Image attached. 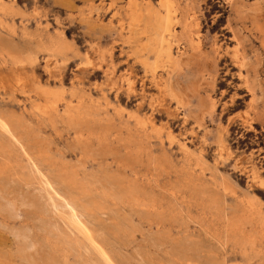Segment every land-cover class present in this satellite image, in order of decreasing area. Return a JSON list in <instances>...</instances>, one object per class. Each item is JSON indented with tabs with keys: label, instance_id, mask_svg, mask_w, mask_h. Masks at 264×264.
<instances>
[{
	"label": "rangeland",
	"instance_id": "obj_1",
	"mask_svg": "<svg viewBox=\"0 0 264 264\" xmlns=\"http://www.w3.org/2000/svg\"><path fill=\"white\" fill-rule=\"evenodd\" d=\"M0 17V264H264V0Z\"/></svg>",
	"mask_w": 264,
	"mask_h": 264
},
{
	"label": "bare ground",
	"instance_id": "obj_2",
	"mask_svg": "<svg viewBox=\"0 0 264 264\" xmlns=\"http://www.w3.org/2000/svg\"><path fill=\"white\" fill-rule=\"evenodd\" d=\"M10 3V2H9ZM165 5V4H164ZM3 7V6H2ZM4 8V7H3ZM10 9V13H11V8H9ZM17 10V9H16ZM6 11V10H5ZM8 11V10H7ZM13 12V11H12ZM9 15V14H8ZM157 15H158V13H157ZM1 16H2V14H1ZM164 17V16H163ZM1 18V17H0ZM4 19V18H3ZM1 22V21H0ZM4 24V23H3ZM12 24V23H11ZM136 24V23H135ZM164 24V23H163ZM10 25V24H9ZM6 26V25H5ZM45 26V25H44ZM10 27V26H9ZM160 27V26H159ZM158 27V28H159ZM163 27V26H162ZM4 28V27H3ZM14 28V27H13ZM157 28V27H156ZM44 29V28H43ZM160 29V28H159ZM23 30V29H22ZM156 31H157V29H156ZM155 31V32H156ZM164 31V30H163ZM56 32V31H55ZM171 33V32H170ZM169 33V34H170ZM157 35H158V33H156ZM163 34V33H162ZM168 34V35H169ZM24 35V34H23ZM155 35V34H154ZM156 35V36H157ZM58 36V35H57ZM159 37H160V35H158ZM157 36V37H158ZM62 37V36H61ZM166 37V36H165ZM164 37V38H165ZM52 39V38H51ZM54 39V38H53ZM159 41H160V38H157ZM59 40V39H58ZM66 40V39H65ZM2 42V41H1ZM53 42V41H52ZM61 42V41H60ZM66 42V41H65ZM54 43H55V41H54ZM59 43V42H58ZM162 43V42H161ZM51 44H53V43H51ZM67 44V43H66ZM4 45V44H3ZM6 45V44H5ZM4 45V46H5ZM57 45V44H56ZM53 46H54V44H53ZM4 48V47H3ZM46 48V47H45ZM49 48V47H48ZM52 48V47H51ZM56 48H58V46L56 47ZM56 48H55V50H56ZM59 48H61V46L59 47ZM8 49H9V47H8ZM53 49V48H52ZM2 50V49H1ZM4 50V49H3ZM2 50V51H3ZM54 50V49H53ZM61 50V49H60ZM63 50V49H62ZM5 51V50H4ZM7 51H10V50H7L6 49V52ZM12 51H14V50H12ZM49 51V50H48ZM57 51H58V49H57ZM64 51V50H63ZM17 52H19V51H17ZM8 53V52H7ZM9 53H12V52H9ZM8 53V54H9ZM15 53V52H14ZM27 53H30V52H27ZM53 53H55V55H57L56 53L57 52H53ZM52 53V54H53ZM13 54V53H12ZM22 54V53H21ZM49 54V53H48ZM60 54V53H59ZM58 54V55H59ZM23 55H25V54H23ZM50 55H51V53H50ZM49 55V56H50ZM31 56V55H30ZM33 56H35V54L33 55ZM25 57V56H24ZM36 57V56H35ZM51 57V56H50ZM5 58V57H4ZM22 58V57H21ZM32 58V57H31ZM62 58H63V56H62ZM1 59V58H0ZM6 59V58H5ZM4 59V60H5ZM11 59V58H10ZM35 59V58H34ZM7 60H9L8 58H7ZM25 60V59H24ZM1 62V61H0ZM10 62V61H9ZM20 62V61H19ZM35 62V61H34ZM2 63V65H4L3 64V62H1ZM22 63V62H21ZM26 63V62H25ZM25 63H23L24 65H25ZM6 64V63H5ZM13 64V63H12ZM16 65V64H15ZM18 66H20L19 64H18ZM19 68H21V67H19ZM23 68V67H22ZM14 69V68H13ZM17 69V68H16ZM46 69V68H45ZM25 71V70H24ZM49 71V70H48ZM45 87V86H44ZM49 87V86H48ZM61 88V87H60ZM41 89V88H40ZM47 89V88H46ZM35 90V89H34ZM56 90V89H55ZM60 90V89H59ZM34 92V91H33ZM59 92H61V90L59 91ZM54 93H56L57 94V92H54ZM48 95H50L49 93H47ZM61 94V93H60ZM45 95H46V93H45ZM47 95V96H48ZM46 96V97H47ZM56 96V95H55ZM45 97V96H44ZM50 97H51V95H50ZM54 98V97H53ZM52 98V99H53ZM56 98V97H55ZM46 99V98H45ZM234 100V99H233ZM43 101V100H42ZM53 101H54V99H53ZM53 101L51 102L52 104H53ZM55 102V101H54ZM81 103V102H80ZM79 103V104H80ZM52 104H48V106H45V110L47 111L48 109H49V107H51V105ZM34 105V104H33ZM36 106V105H35ZM33 107V106H32ZM55 107V106H54ZM35 108V107H34ZM84 110H82L81 109V107L80 106H72V105H66L65 106V109H64V111H63V116L68 120V121H70V122H72L73 124H75V123H78L79 121H81L80 119H81V117H83V116H85L87 113H85V115L83 114L84 112H83ZM81 114H83V116L81 115ZM89 115V114H88ZM130 116V115H129ZM133 116V115H132ZM131 116V117H132ZM148 117V116H147ZM137 119L139 118V117H136ZM136 118H134V119H136ZM146 118V117H145ZM88 119V118H87ZM136 119V120H137ZM142 119L143 118H141V120L139 119V121L140 122H142ZM86 121V120H85ZM88 122V121H87ZM86 122V125L88 124ZM138 122V121H137ZM140 122H139V124H140ZM148 122V121H147ZM80 123V122H79ZM84 123V122H83ZM81 124V123H80ZM138 124V123H137ZM142 124V123H141ZM139 127H140V125H138ZM145 126L146 125H144V128H145ZM148 126H149V124H148ZM155 126V125H154ZM76 127H77V125H76ZM142 127H143V125H142ZM79 128H80V126H79ZM84 128V127H83ZM78 129V128H77ZM141 129H143V128H141ZM0 130L2 131V132H6L8 135H9V137H15L16 136V134L14 133V130H13V128H12V122H11V119L10 118H8L7 116H5V117H3V116H0ZM80 130V129H79ZM79 130H78V132H79ZM154 130H156V129H154ZM0 131V132H1ZM81 131V130H80ZM82 133V132H81ZM90 133V132H89ZM103 133V132H102ZM101 133V134H102ZM144 133H146V132H144ZM134 138V137H133ZM130 139V138H129ZM16 140V139H15ZM135 140V139H134ZM137 141V140H136ZM128 142H129V140H128ZM19 143V142H18ZM137 143H139V142H137ZM140 144V143H139ZM138 146V145H137ZM20 147H21V144H20ZM22 148V147H21ZM138 148V147H137ZM136 148V149H137ZM146 148V147H145ZM139 150H140V148H139ZM138 150V151H139ZM148 151V150H147ZM135 152V151H134ZM137 152V151H136ZM141 152H142V150H141ZM144 152V151H143ZM187 152V151H186ZM197 159V158H196ZM32 161V160H31ZM191 162V161H190ZM158 164V163H157ZM196 164V163H195ZM194 165V164H193ZM198 165V164H197ZM189 166V165H188ZM195 166V165H194ZM192 168L194 169V167L192 166ZM191 168V169H192ZM191 169H189V171H192ZM189 171H188V173H189ZM200 171H202V170H200ZM193 172V171H192ZM191 173V172H190ZM189 173V174H190ZM202 173V172H201ZM196 174H198V173H195V176H196ZM199 175V174H198ZM198 175H197V177H198ZM193 176H194V174H193ZM194 176V177H195ZM197 177H195V178H197ZM188 178H190V180H191V177H188ZM193 178V177H192ZM194 179H192V181H193ZM189 181V180H188ZM190 182V181H189ZM196 182H197V180H196ZM215 182V181H214ZM191 184H192V182H190ZM193 183H195V181L193 182ZM197 186H198V183H195ZM202 184V183H201ZM193 185V184H192ZM203 186V185H202ZM221 186H222V184H221ZM260 186V185H259ZM194 189V188H193ZM199 189V188H198ZM197 189V190H198ZM201 189V188H200ZM190 190H191V187H190ZM195 191H196V189H195ZM200 191V190H199ZM197 192V191H196ZM195 192V193H196ZM204 191H202V193H203ZM198 193V192H197ZM196 195V194H195ZM197 196V195H196ZM195 196V197H196ZM202 196V195H201ZM204 196H205V194H204ZM211 196V195H210ZM209 196V197H210ZM208 197V198H209ZM207 198V197H206ZM63 199V198H62ZM192 199H194V198H192ZM214 199L215 200H217L215 197H214ZM213 199V200H214ZM252 199V198H251ZM195 200V199H194ZM193 200V201H194ZM210 200H212V198H210ZM209 200V202H211ZM254 200V199H253ZM6 201V200H5ZM248 201V200H247ZM247 201H246V203H247ZM217 201H215V204H217L216 203ZM243 202V201H242ZM245 202V201H244ZM252 202V201H251ZM9 203V202H8ZM213 203H214V201H213ZM250 203V201L248 202V204ZM10 204V203H9ZM211 204V203H210ZM253 204V203H252ZM8 206V205H7ZM253 206V205H252ZM246 207V206H245ZM249 207H251V206H249ZM70 208V207H69ZM215 210V209H214ZM242 211V210H241ZM244 213V212H243ZM247 213V212H246ZM75 215V214H74ZM241 215H243V214H241ZM212 216V215H211ZM246 216V215H245ZM247 217V216H246ZM76 222V221H75ZM81 223V222H80ZM235 224V223H234ZM262 224V223H261ZM232 225V224H231ZM236 225H237V223H236ZM264 225V224H263ZM79 226V225H78ZM80 227V226H79ZM263 227V226H262ZM229 229H231V228H229ZM228 229V230H229ZM233 229V228H232ZM231 229V230H232ZM239 228H237V230H238ZM81 230H82V228H81ZM237 230H236V232H237ZM233 231V230H232ZM240 231V230H239ZM241 232V231H240ZM85 233L86 232H84V235H85ZM242 233H243V231H242ZM241 233V234H242ZM86 236V235H85ZM86 239H87V237H86ZM249 239V238H248ZM248 239H247V241H248ZM252 240V239H251ZM250 241V240H249ZM252 242H253V240H252ZM244 243V242H243ZM93 245V244H92ZM95 246V245H94ZM28 247H29V245H28ZM102 257L108 262L107 264H112V260H111V258L107 255V254H102ZM105 261V262H106Z\"/></svg>",
	"mask_w": 264,
	"mask_h": 264
}]
</instances>
